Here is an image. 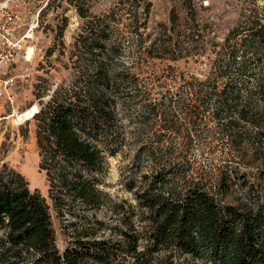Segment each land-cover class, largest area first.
I'll return each instance as SVG.
<instances>
[{
	"label": "trees",
	"instance_id": "16d2710c",
	"mask_svg": "<svg viewBox=\"0 0 264 264\" xmlns=\"http://www.w3.org/2000/svg\"><path fill=\"white\" fill-rule=\"evenodd\" d=\"M151 6L116 34L111 13L88 19L70 81L35 115L34 105L40 169L68 243L61 252L45 197L4 163L0 264H264V12L250 8L229 31L205 79L181 74L176 91L155 97L111 64L118 45L131 53ZM185 128L205 135L166 134ZM208 138L229 152L197 167L192 150ZM129 146L141 175L128 183L135 203H117L96 174ZM105 208L117 220L101 217Z\"/></svg>",
	"mask_w": 264,
	"mask_h": 264
},
{
	"label": "rangeland",
	"instance_id": "374dc122",
	"mask_svg": "<svg viewBox=\"0 0 264 264\" xmlns=\"http://www.w3.org/2000/svg\"><path fill=\"white\" fill-rule=\"evenodd\" d=\"M147 1L152 2L147 27L133 33L135 44L131 47L125 43L127 50L133 47L131 53L123 52L122 45L116 47L119 59L111 64H118L125 74L141 79L142 85L155 97H161L156 92L176 91L183 82L181 74L186 78L205 79L229 31L243 20L250 8L258 7L264 12V0H13L23 33L30 34L26 46L32 48V60L20 57L1 68L0 76L17 77L10 89L12 101L0 95V168L4 163L14 167L28 180L31 190H38L45 197L61 252L67 246L68 237L63 234L61 220L49 197L46 173L40 169L36 120L32 116L34 105L40 109V102H46L58 85L70 81L78 65L75 40L88 19L111 13V18H117L116 34ZM81 11L88 17H81ZM175 75L179 76L177 83L172 79ZM36 95L43 97L38 99ZM16 114L21 122H17ZM166 134L189 135L194 139L205 135L201 131L188 133L186 128L182 132L166 131ZM208 140L211 147L201 143L192 150L199 161L197 167H209V161L218 165L225 162L222 154L229 150L222 140ZM129 148L109 156L106 169L96 174L99 187L109 193L113 202L135 203L128 183L134 178L139 180L141 173L132 169L135 147ZM99 215L109 221L117 220L107 208Z\"/></svg>",
	"mask_w": 264,
	"mask_h": 264
},
{
	"label": "built area",
	"instance_id": "2783aa9c",
	"mask_svg": "<svg viewBox=\"0 0 264 264\" xmlns=\"http://www.w3.org/2000/svg\"><path fill=\"white\" fill-rule=\"evenodd\" d=\"M29 33H23L17 11L14 8L13 0H0V72L1 68L15 62L18 58L24 57L27 61V39ZM16 75L0 76V95H6L12 101L10 89L16 83Z\"/></svg>",
	"mask_w": 264,
	"mask_h": 264
},
{
	"label": "bare ground",
	"instance_id": "6f19581e",
	"mask_svg": "<svg viewBox=\"0 0 264 264\" xmlns=\"http://www.w3.org/2000/svg\"><path fill=\"white\" fill-rule=\"evenodd\" d=\"M32 48H27V57L29 58V57H32V50H31ZM15 117H16V120H17V122H21L19 119V115L18 114H16L15 115Z\"/></svg>",
	"mask_w": 264,
	"mask_h": 264
},
{
	"label": "water",
	"instance_id": "95a60500",
	"mask_svg": "<svg viewBox=\"0 0 264 264\" xmlns=\"http://www.w3.org/2000/svg\"><path fill=\"white\" fill-rule=\"evenodd\" d=\"M38 111H39V109L37 108V110H36V112L34 113V115H35ZM34 115H33V117H34Z\"/></svg>",
	"mask_w": 264,
	"mask_h": 264
}]
</instances>
